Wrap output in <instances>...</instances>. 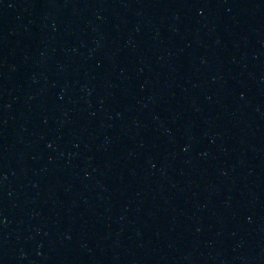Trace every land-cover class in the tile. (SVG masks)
<instances>
[{
    "label": "water",
    "instance_id": "obj_1",
    "mask_svg": "<svg viewBox=\"0 0 264 264\" xmlns=\"http://www.w3.org/2000/svg\"><path fill=\"white\" fill-rule=\"evenodd\" d=\"M0 264H264V0H9Z\"/></svg>",
    "mask_w": 264,
    "mask_h": 264
}]
</instances>
